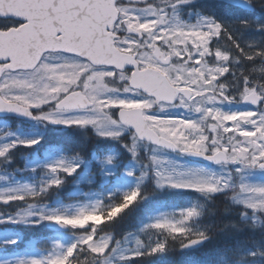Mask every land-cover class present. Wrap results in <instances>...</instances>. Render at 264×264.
Wrapping results in <instances>:
<instances>
[{
    "label": "snow or ice",
    "instance_id": "obj_1",
    "mask_svg": "<svg viewBox=\"0 0 264 264\" xmlns=\"http://www.w3.org/2000/svg\"><path fill=\"white\" fill-rule=\"evenodd\" d=\"M191 2L0 0V111L32 116V109L37 108L36 118L42 122L91 126L98 137L121 143V133L126 131L133 153L138 141L147 140L216 163L239 162L243 167L264 169V39L244 38L248 29L264 33V3L244 0L242 6L253 9L244 18L221 21L197 12L195 22H190L181 12ZM257 8L259 13L255 12ZM237 100L256 108L226 112L216 107L217 102ZM176 104L202 116L184 119L161 114V109ZM157 105L161 107L155 108ZM257 129L255 136L240 135ZM226 137L228 143L224 142ZM38 141L39 137L13 139L0 145V157L17 144L30 147ZM151 159L160 165L154 172L158 187L190 188L202 193L229 187L228 178L170 171L157 157ZM78 167L72 160H59L48 165L52 176L39 191L30 187L0 191L2 204H27L14 213L0 215V224L47 220L73 228L92 226L65 251L21 256L11 264H113V255L124 260L171 250L167 240H155L140 251L144 242L137 237V250L128 255L119 241L106 252L111 237L97 236L96 226L133 204L140 195L139 187L124 193L122 202L99 211V203L80 207L71 215L56 209L32 211L34 202L30 198L61 185L59 173L71 175ZM239 191L251 194L248 197L252 199L246 197L243 202L253 210L255 219L257 211H264V187L241 183ZM199 214L196 206L188 207L180 210L179 223L158 218L145 228L167 232L180 241V249L189 248L209 236L188 226ZM33 216L40 219L29 220ZM0 239L7 245L18 243L17 237L0 234ZM250 254L255 256L257 252Z\"/></svg>",
    "mask_w": 264,
    "mask_h": 264
},
{
    "label": "rangeland",
    "instance_id": "obj_2",
    "mask_svg": "<svg viewBox=\"0 0 264 264\" xmlns=\"http://www.w3.org/2000/svg\"><path fill=\"white\" fill-rule=\"evenodd\" d=\"M195 1H200V0H195ZM257 2L264 3V0H257ZM189 4L183 6L181 15L183 16L184 19L190 22H195L197 13H195L192 10L186 9V7ZM202 14H208V13H202ZM229 20L231 19H227L226 21ZM143 26L146 28L145 25ZM247 36H248L247 39H255L257 41H261L262 39H264V33L261 32L254 33V35L251 34L250 32H247ZM198 39H203V37H198ZM228 75H230V73L226 74V76ZM154 107L159 108L161 106L157 105ZM216 107L226 112L255 110L256 108V107H247L238 100L231 102L229 101L217 102ZM33 109H35L38 116L39 109L37 108H33ZM161 114L176 116L184 119H188V118L198 119L200 116H202V113H197L193 111L191 108L186 109L179 104H176L175 106L172 107H164L163 109H161ZM237 115L244 116L247 114L239 113ZM46 125H59V124H53L50 122L45 123L38 119L33 124L16 123L14 127H10L7 121L0 120V145L9 143L13 139L20 140V139L37 138L40 136L41 130H43ZM60 126H64V125H60ZM89 127L92 128L91 126ZM258 131L259 129H257L255 132H241L240 135L255 136L256 132ZM125 134H127L126 131L122 132L121 136ZM224 142L225 143L229 142L227 137L225 138ZM17 145H23V144H17ZM127 151L132 156V159L131 162L126 166V168L120 174H126V175L135 174L132 176L133 178L130 179L131 183L133 182L140 183V182H144L145 180L149 181L150 179H152L154 184L157 186L154 172L158 167H160V165L152 161L151 158L155 156L157 157L158 160H160L163 163L164 167L170 171L174 170L176 172H182V173H189L196 171L204 174H213L223 178H228L229 187L216 193H220V192L226 193V195L230 198V200H232V202L242 206V208L245 210L246 213L243 215L245 217H249L250 219H252L254 223L259 224L261 221L264 220V211H257L256 218L255 219L252 218L253 210L247 208L246 204L243 202L246 197L248 199H252L251 196L248 197L251 194L243 193L239 191V185L241 183L246 184L247 186L253 188L264 187V169H260L259 167H243L242 165L239 164V162H235L233 165L230 166L227 165L208 166V165L194 164L186 161V159H184V157H182V155L179 153H170L163 150L162 148L155 147L140 141H138L136 144L135 153L130 151L129 147ZM245 151H247V149H245ZM262 155H264V153H262ZM108 156L115 158V154L113 153ZM138 156L142 158L144 162L143 164H145L144 168L140 167L139 165L140 163L134 160ZM106 157L102 161V165L98 167V174H102V177L104 178H107L108 174L115 171L114 169L116 167V165L108 161ZM59 160H72L74 163L79 164V167L71 175L78 174L82 177L90 178L91 174H96L95 171H91V166L89 162L82 161L80 158L68 155L60 150H55L54 148L53 149L47 148L46 150H43L39 156L26 159L24 169L18 170L16 173L9 170L10 165L7 163L5 159H3V157H0V191L23 190L26 187H30L34 190L39 191L41 185L46 183L47 180H49L52 176V173L50 172L48 165L54 164ZM59 175L62 177V181L64 179H67L68 176H70L69 174L63 172H60ZM164 187H169V186H164ZM170 188L192 191V198H194L193 201H191L190 203H188L183 207H174V208L157 207L154 206L153 204L145 203L143 206H140V208H138L137 211L134 213V216L131 221L132 231L124 234L119 239L114 237L111 233L98 232L96 226L97 236L108 235L111 237L109 248L106 249V252H110L111 248L115 246L117 241H119L121 249L124 250V254L128 255L132 251L137 250V245H136L137 237H139V239L144 242V246L141 247L139 250L145 251L148 244H150L155 240H161V236L163 235H168L167 232L146 229L145 225L152 223L154 220L158 218H165V217L167 219L172 220L175 223H179L182 219L179 215L181 209H186L192 206H196L199 209L202 206L203 201L197 200V198H195V192L201 195L216 194V193H202L198 190L190 189V188H174V187H170ZM116 192L121 196V194L124 191L122 188L116 187L110 190H101L98 192L87 191L86 193H83L82 191L79 190L78 187L75 189V193L81 196L82 199L75 200V202L70 201L69 203L66 204L56 203L54 205L48 203L45 204L44 202L41 203L39 199H41V195L45 192H42L38 197L30 198V200L34 202V207L32 208L33 212H38L42 209L43 210L56 209L59 212H62L67 215H71V214H75L77 209L80 207H84V206L92 207L97 203H99V205H97V211H99V209L102 208L104 204V199L110 198V196H112ZM254 195L255 194H253V196ZM19 202H20L19 203L20 207H27V204L24 201H19ZM7 214L9 213H5V212L0 213V215H7ZM39 219L40 218L38 216L29 217V220H39ZM85 220H87V218H85ZM49 222L51 221L40 220L38 224H34V225H40L44 223L45 226H48ZM200 222L201 221L199 219V215H197L196 217L192 218L191 221L188 222V226L193 227L195 230H203L208 233L211 230L212 225L208 223H200ZM65 223H70V222L65 221ZM18 224H33V223H18ZM13 225L14 224L11 223L0 224V234L6 237H17L19 240L20 238L17 235L10 236L11 231L13 229ZM69 227L71 230L69 233H60V235H54L52 237L51 240L52 249L47 251L46 253L38 252L34 249L29 251L24 248L18 251V253L12 252L11 255H8L7 251L5 252L7 244L4 243L3 239H0V262H2V264H11L12 261L16 260L18 257L21 256H33V255L45 256L53 251H65L68 246L78 241L82 233L90 231L92 226L85 225L84 228H73L71 226ZM259 256H263V255H261L260 253H258V256L251 255L247 263L241 262V264H261ZM112 259H113V264L128 263L127 262L128 259L121 260L117 255H113ZM228 259L229 256L226 257L218 256L215 253L208 251L203 255L195 254L189 257V259L183 264H229Z\"/></svg>",
    "mask_w": 264,
    "mask_h": 264
},
{
    "label": "trees",
    "instance_id": "obj_3",
    "mask_svg": "<svg viewBox=\"0 0 264 264\" xmlns=\"http://www.w3.org/2000/svg\"><path fill=\"white\" fill-rule=\"evenodd\" d=\"M218 19L226 21L225 18L218 17ZM248 31L253 35L259 32L256 29H248L245 32ZM10 121L12 125L16 122L14 119H10ZM122 137L123 143L118 139L100 138L90 127L47 125L38 143L30 147L17 145L3 159L10 165L9 170L16 173L18 170L24 169L26 159L39 156L46 148H61L71 156L90 163L91 171H95L96 174H91L90 178L78 174L68 176L61 185L52 186L41 195L39 201L45 204H66L70 201L81 200V196L75 193V189L78 187L83 193L110 190L116 187L122 188L124 192L121 196L116 192L110 198L104 199L102 207L106 208L114 203L122 202L124 193L139 187L140 195L137 200L133 201V204L129 205L117 217L110 221L105 218L101 221L102 224L97 226L98 232L111 233L119 239L130 227L133 214L145 203L157 207L174 208L183 207L194 199L192 198V191L170 187L160 188L154 184L152 179L140 183H131L130 179L135 174H120L132 159L127 151L131 137L128 133ZM112 153L115 154V158L110 162L116 165L115 171L104 178L102 174H98V167L102 165L104 158ZM134 160L140 163V167L144 168L145 164H143L140 156ZM195 198L203 201L199 208L200 223L212 225L208 232L211 238L202 248L188 252L179 248V240L172 239L169 235H163L161 240H167L171 247L170 251L133 257L127 260V264H183L191 255H203L208 251L218 256H229V264H241V262L247 263L251 257L245 256L249 255V251L257 252L264 248V220L262 223L256 224L249 217L242 215L245 210L242 206L232 202L226 193L201 195L195 192ZM19 203V201H12L8 204H0V213L16 212L20 207ZM12 232L21 237L17 244L6 245L5 252L7 251L8 255H11L12 252L17 253L24 248L36 249L46 253L52 249L51 240L56 235L44 223L40 225L17 223L13 225ZM81 259L83 260V257ZM259 259L261 264H264V255L259 256Z\"/></svg>",
    "mask_w": 264,
    "mask_h": 264
},
{
    "label": "water",
    "instance_id": "obj_4",
    "mask_svg": "<svg viewBox=\"0 0 264 264\" xmlns=\"http://www.w3.org/2000/svg\"><path fill=\"white\" fill-rule=\"evenodd\" d=\"M222 1H225V2H228V3H231L233 5H236V6H239L240 8L242 9H246V10H253V9H250L249 7H244L242 6L243 3H244V0H239V2H232V0H222ZM190 91V90H189ZM246 105H252L248 102H244ZM5 115H11V116H14V117H18V118H22V119H28V120H34L35 117L34 115L32 116H28V115H25V114H21V113H16V112H10V111H0V116H5ZM143 141H146V142H149L151 144H154L156 145L155 143L151 142V141H147V140H143ZM156 146H159V147H162L164 148L165 150L167 151H170V152H179L181 153L180 151L178 150H173V149H169L167 148L166 146H162V145H156ZM182 155H184L186 158L188 159H191V160H195V161H200V162H204V163H216L214 161H209L207 160L205 157H202V156H199V155H195V154H187V153H181ZM221 163H224V162H221ZM227 163H232V162H227ZM50 227L59 231V230H68V226L67 225H60V224H57L55 222H50ZM209 239V236L207 239H205L204 241L200 242L199 244L197 245H194V246H191L189 247L188 249H193V248H196V247H199L201 245L204 244L205 241H207Z\"/></svg>",
    "mask_w": 264,
    "mask_h": 264
},
{
    "label": "flooded vegetation",
    "instance_id": "obj_5",
    "mask_svg": "<svg viewBox=\"0 0 264 264\" xmlns=\"http://www.w3.org/2000/svg\"><path fill=\"white\" fill-rule=\"evenodd\" d=\"M210 1H212L211 2V6H224V7H229L230 8V6L229 5H226V4H224V3H221V2H218L217 0H210ZM223 7V8H224ZM194 12L195 13H197V12H199V13H208L209 15H214L215 13H216V11H204V10H194ZM141 27L142 28H145L143 25H141Z\"/></svg>",
    "mask_w": 264,
    "mask_h": 264
}]
</instances>
